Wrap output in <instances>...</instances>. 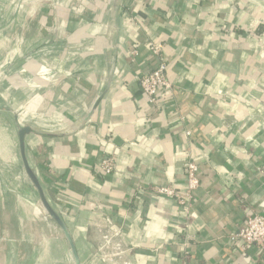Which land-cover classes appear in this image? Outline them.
I'll return each mask as SVG.
<instances>
[{"label": "crops", "instance_id": "0c3cea01", "mask_svg": "<svg viewBox=\"0 0 264 264\" xmlns=\"http://www.w3.org/2000/svg\"><path fill=\"white\" fill-rule=\"evenodd\" d=\"M51 1L45 34L36 0L0 6V38L14 22L25 38L17 69H1L0 45V264H75L45 221L24 129L81 264H264L231 238L264 215V0ZM160 44L172 89L154 104L140 77ZM189 162L200 187L187 204L159 196H188Z\"/></svg>", "mask_w": 264, "mask_h": 264}, {"label": "built area", "instance_id": "2783aa9c", "mask_svg": "<svg viewBox=\"0 0 264 264\" xmlns=\"http://www.w3.org/2000/svg\"><path fill=\"white\" fill-rule=\"evenodd\" d=\"M152 51L157 56L158 64L150 71L144 73L140 77V85L143 93L149 97L151 103H158L160 96L169 92L172 89V83L168 79L167 61L164 57L160 56L162 52V45H153ZM114 160L111 158H105L103 160V173L110 174L114 170ZM199 167L194 162H189L186 165V174L188 180V196H179L175 189L170 187L160 188L156 193L159 196H165L169 198H177L179 204H187L188 198H191V194L196 192L200 187V179L198 177ZM110 222V221H108ZM120 233H114L113 235L104 236L105 242L111 244L113 236H119ZM232 240L236 243H243L244 248L257 247L264 253V215L256 214L250 216L240 227V229L231 236ZM116 255H123L124 251L120 245L115 246ZM128 264V263H125Z\"/></svg>", "mask_w": 264, "mask_h": 264}, {"label": "rangeland", "instance_id": "374dc122", "mask_svg": "<svg viewBox=\"0 0 264 264\" xmlns=\"http://www.w3.org/2000/svg\"><path fill=\"white\" fill-rule=\"evenodd\" d=\"M36 1L38 2V6H39V9L37 10V12L35 14L38 23L34 22V24H35L36 27L38 25V29L40 30V33L45 34V33H47V30H48V20L50 21V13H51V9L53 7V6H51V2L52 1L51 0H36ZM14 2L15 3L17 2L18 5H19V3H21V4L26 3V0H0V6H2L4 4H7L8 7L13 8L14 4H15ZM48 15H49V18H48ZM29 27H30V25H29ZM0 28H1V26H0ZM16 29H17V26H16V24L14 22L9 27V31H8L9 37L8 36H6V37L4 36L3 38H0V45L2 47H4L5 54L9 57V61H8L7 65L5 67L1 68V69H17L18 68V67H10V65H11V63L13 61L12 58H14L16 53H18L16 51V46L20 45V48L22 49V45L25 44V40H24L25 38L21 37L20 34H19V37L17 35H15L14 32H16L15 31ZM57 50H59V49H57ZM44 55H46V53H42V54L39 53L37 55L39 58H36L37 56H34V58H35L34 60L38 61L39 64H41V65H43L45 67L46 63H48L49 60H46L44 58ZM41 57L43 58V60H42ZM45 221H46V223L48 225L53 223V220L50 219L48 215L46 216ZM110 256L112 257V254L109 251V253H106L107 259L110 260V258H111ZM125 263H122V264H125Z\"/></svg>", "mask_w": 264, "mask_h": 264}, {"label": "water", "instance_id": "95a60500", "mask_svg": "<svg viewBox=\"0 0 264 264\" xmlns=\"http://www.w3.org/2000/svg\"><path fill=\"white\" fill-rule=\"evenodd\" d=\"M29 132H30L29 129H24V130L21 131V134H20V142H21V147H22L23 160H24V163H25L27 172H28L30 178L32 179L33 183L36 185L39 193H40L42 202H43L45 208L48 211L49 218L52 219L54 222L57 223V225H59L61 227V229L63 230V232H64V234L66 236V238L68 239V241H69V243L71 245V248H72V252H73L74 258H75V264H81L80 259H79V256H78V253H77L76 248L74 246V241L72 239V236H71L70 232L68 231V228H67L64 220L59 215V213H57L54 210V208L50 205V203L48 202V200H47V198L45 196V193L43 191L42 186L40 185V183H39V181H38L35 173L31 170V168H30V166L28 164V161L26 159V156H25L24 137Z\"/></svg>", "mask_w": 264, "mask_h": 264}]
</instances>
